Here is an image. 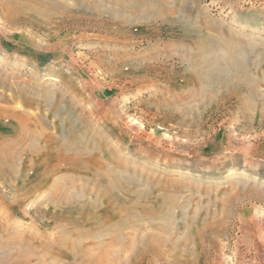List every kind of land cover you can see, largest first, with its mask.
Returning a JSON list of instances; mask_svg holds the SVG:
<instances>
[{
    "label": "rangeland",
    "instance_id": "obj_1",
    "mask_svg": "<svg viewBox=\"0 0 264 264\" xmlns=\"http://www.w3.org/2000/svg\"><path fill=\"white\" fill-rule=\"evenodd\" d=\"M15 256L264 264V0H0Z\"/></svg>",
    "mask_w": 264,
    "mask_h": 264
},
{
    "label": "bare ground",
    "instance_id": "obj_2",
    "mask_svg": "<svg viewBox=\"0 0 264 264\" xmlns=\"http://www.w3.org/2000/svg\"><path fill=\"white\" fill-rule=\"evenodd\" d=\"M70 162H72V161H70ZM3 166V165H2ZM62 198V197H61ZM68 202V201H67ZM70 206V205H69ZM65 221V220H64ZM69 221V220H68ZM62 222V221H61ZM75 222V221H74ZM70 223V222H69ZM68 223V224H69ZM72 224V223H71ZM70 236H71V238H73V237H75L77 234H75L74 232L73 233H71V234H69ZM67 236V235H66ZM58 238V237H57ZM46 239V238H45ZM59 239V238H58ZM62 240V239H61ZM145 240V239H144ZM60 241V240H59ZM65 241V240H64ZM28 242V241H27ZM55 242V241H54ZM62 243H64L63 242V240L61 241ZM61 242H59V244H60V246L62 247V245L63 244H61ZM147 242V241H146ZM47 243V242H46ZM58 244V245H59ZM64 246H65V244H64ZM69 246V245H68ZM7 248V247H6ZM58 248V247H57ZM75 248V247H74ZM78 248V247H77ZM79 249V248H78ZM17 250V249H16ZM36 250V249H35ZM77 250V249H76ZM27 251V250H26ZM53 251V250H52ZM85 251H87V250H85ZM84 251V252H85ZM20 252H21V250H20ZM38 252V251H37ZM19 253V252H18ZM27 253V252H26ZM75 253V252H74ZM87 253V252H86ZM20 255V254H19ZM89 255V254H88ZM76 256V255H75ZM78 256V255H77ZM85 256V255H84ZM73 257H74V255H73ZM87 257V256H86ZM31 258V256H29V257H21V256H15V257H13V258H11L10 260H9V263L8 264H29L30 263V260L32 259H30ZM80 258V257H79ZM78 258V259H79ZM73 259V258H72ZM89 259V258H88ZM95 259V258H94ZM100 259V258H99ZM6 260V259H5ZM83 261V260H82ZM73 263V262H72ZM86 263V262H85ZM39 264V263H38ZM43 264V263H42ZM88 264V263H87Z\"/></svg>",
    "mask_w": 264,
    "mask_h": 264
}]
</instances>
